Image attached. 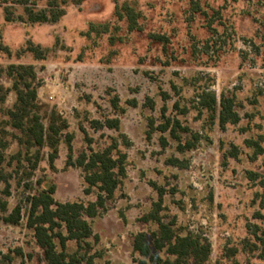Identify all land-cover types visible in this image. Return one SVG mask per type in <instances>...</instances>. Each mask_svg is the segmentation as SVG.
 Instances as JSON below:
<instances>
[{"label": "rangeland", "instance_id": "1", "mask_svg": "<svg viewBox=\"0 0 264 264\" xmlns=\"http://www.w3.org/2000/svg\"><path fill=\"white\" fill-rule=\"evenodd\" d=\"M116 6L137 14L136 29L114 14ZM65 10L56 23L31 24L20 5L0 2V68L32 66L39 108L33 113L45 130L51 112L68 125L57 135L50 166L52 149L29 145L6 115L16 92L1 75L0 144L6 146L0 151L9 180L8 195L0 185V217L18 207L20 219L17 225L0 220V264H44L27 226L30 198L52 183L56 202H94L98 190L85 193L77 162L113 143L115 158L117 150L125 154V177L104 209L85 217L93 237L68 241L69 254L93 256L95 264H151L133 241L144 233L158 253L152 241L158 225L149 216L155 213L175 232L206 239L207 264H259L247 243L254 241L248 226L264 229L255 217L264 215V0H83ZM205 88L218 98L234 96L239 123L220 127L218 111L198 106ZM107 119H118L119 130L104 127ZM186 143L193 149L179 151Z\"/></svg>", "mask_w": 264, "mask_h": 264}, {"label": "trees", "instance_id": "2", "mask_svg": "<svg viewBox=\"0 0 264 264\" xmlns=\"http://www.w3.org/2000/svg\"><path fill=\"white\" fill-rule=\"evenodd\" d=\"M9 0H0L7 3ZM15 5L23 8L26 20L31 24L56 23L66 13L68 4L80 5L83 0H10ZM37 2H44V8H37ZM6 11L8 10L5 8ZM114 14L119 19H127L128 29L137 28V14L129 7L122 6L118 10L115 8ZM9 20V18H8ZM93 26L90 27V30ZM157 38L156 36H152ZM37 59H41V52L29 48ZM5 74L13 80V90L16 92V101L13 107L7 109L6 115L13 122L12 126L26 135V142L32 146H42L46 144L52 153L49 156V163L52 166L53 160L57 156V135L67 128V122L56 112H51L48 116V128L45 130L40 117L33 113V110H39L36 104L37 91L34 86L35 73L32 66L25 65H9L6 69L0 68V77ZM198 106L207 112L215 114L218 111V120L220 127L226 124L235 125L239 123L240 116L237 111V104L234 96H226L220 94L218 98L216 94L208 88L202 90L198 95ZM0 102H4V98H0ZM115 105V103H114ZM33 113V114H31ZM118 119H107L104 127L115 131L119 130ZM178 122L175 121L177 127ZM169 127V120L160 127L162 132H166ZM183 131H188L182 128ZM171 136L180 141L176 134L175 128L170 130ZM197 140V137L194 136ZM248 147H254L256 154L263 153V149L259 143L246 140ZM125 145H128L126 142ZM6 144H0V149H5ZM193 143H186L184 146L178 145L179 151L193 149ZM116 143L111 144L100 152H91L89 156L82 154L77 162L78 167L84 172V182L87 184L85 193H90L93 188H97L98 195L94 202L84 204L82 202H66L59 203L53 198L55 193V185L50 183L44 189L30 198V211L28 214L27 226L33 230L34 238L38 247L43 251L44 264H95L93 256H79L77 252L69 254L66 251V243L74 241L78 245L86 243V240L93 237L90 223L85 219L95 218L101 209H104L106 199L114 195L121 179L125 177V154L116 151L117 157L113 156L116 150ZM68 151L71 152L70 146ZM4 155L0 151V185L5 184L3 191L8 195L9 176L3 169ZM172 163L176 160H171ZM35 168V165L33 166ZM159 207V204H157ZM2 211H6L5 204H1ZM256 218L264 222V215L257 213ZM150 219L157 225L158 229L152 233L153 246L156 252H164L165 258L162 259L158 253H152L150 246L146 243L144 233H139L133 241V250L137 252L143 259L148 260L151 264H207L211 255V244L204 238L187 233L181 235L173 229V223L165 224L155 214L151 213ZM20 219V209L15 208L10 214L0 220L7 224L17 225ZM254 241L247 243L251 253H257L256 258L264 264V229L258 225L248 226ZM65 229L66 235L62 233ZM57 241V243H56ZM88 245V244H86ZM59 247V249H58ZM234 255L236 251H230ZM144 264V261L141 262Z\"/></svg>", "mask_w": 264, "mask_h": 264}]
</instances>
